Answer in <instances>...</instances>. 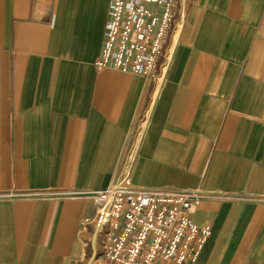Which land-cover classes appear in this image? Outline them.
Instances as JSON below:
<instances>
[{"label": "crops", "instance_id": "1", "mask_svg": "<svg viewBox=\"0 0 264 264\" xmlns=\"http://www.w3.org/2000/svg\"><path fill=\"white\" fill-rule=\"evenodd\" d=\"M109 5L0 0V264H100L88 193L127 162L207 193L193 264H264V0H177L147 80L95 67Z\"/></svg>", "mask_w": 264, "mask_h": 264}, {"label": "built area", "instance_id": "2", "mask_svg": "<svg viewBox=\"0 0 264 264\" xmlns=\"http://www.w3.org/2000/svg\"><path fill=\"white\" fill-rule=\"evenodd\" d=\"M184 1V0H181ZM177 0H110L97 69L110 68L147 80L170 59L167 36ZM207 195L201 188L141 187L130 162L105 189L89 192L96 205L100 264H152L157 259L193 264L210 234L192 212Z\"/></svg>", "mask_w": 264, "mask_h": 264}, {"label": "water", "instance_id": "3", "mask_svg": "<svg viewBox=\"0 0 264 264\" xmlns=\"http://www.w3.org/2000/svg\"><path fill=\"white\" fill-rule=\"evenodd\" d=\"M92 252H93V255H95V247H94V243H92Z\"/></svg>", "mask_w": 264, "mask_h": 264}]
</instances>
